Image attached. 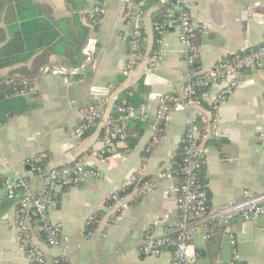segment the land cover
Masks as SVG:
<instances>
[{"label": "crops", "instance_id": "1", "mask_svg": "<svg viewBox=\"0 0 264 264\" xmlns=\"http://www.w3.org/2000/svg\"><path fill=\"white\" fill-rule=\"evenodd\" d=\"M28 1L34 5L28 14L49 20L59 36L35 52L7 50L5 46L12 39L9 29L20 25L15 22L21 20L18 8L24 10ZM75 1L87 2V11L95 0ZM125 1L102 0L104 14L90 26L67 0H0V48L4 46V58L18 57L0 68V85L15 81L33 89L32 94L14 100V105H23L24 110L0 125V187L5 178L25 175L37 192L42 187V174H27L29 162L35 158L41 159L45 172L86 156L88 165L100 173L97 178L54 192L49 216L61 223L68 241L46 248L45 253L49 259L62 256L68 264H171L169 251L145 257L138 246L146 235L171 234L177 219L171 190L177 179H166L165 173L176 164L187 112L173 107L156 143H151V118L159 95L181 91L187 65L174 27L162 33L161 58L154 63L147 60L156 49L152 13L157 9L148 1L134 6L143 10L139 42L146 58L125 71L129 45L122 35L133 29L123 10ZM190 2L201 72L223 66L264 42V0ZM81 25L87 31L78 53ZM76 62L79 65H74ZM222 86L217 83L208 89L204 100L207 109ZM133 95L138 100L135 103ZM123 102L144 107L148 117L119 120L116 124L125 126L126 140L117 142L108 155H91L102 148L101 125L96 124L81 138L75 137L83 113L102 105L106 114L113 115L115 106ZM213 111L215 127L202 125L206 167L201 179L210 204L218 207L238 199L243 189L264 193V149L257 142L258 132L264 130V61L260 67L241 70L237 86ZM133 173L155 182L156 187L139 198L128 190L129 205L112 217L108 193ZM232 228L240 258L246 264H264V215L236 221ZM194 245L192 264H219L231 259L228 241L219 229L207 237L196 236ZM0 264H28L19 246L15 205L7 199L0 203Z\"/></svg>", "mask_w": 264, "mask_h": 264}, {"label": "built area", "instance_id": "2", "mask_svg": "<svg viewBox=\"0 0 264 264\" xmlns=\"http://www.w3.org/2000/svg\"><path fill=\"white\" fill-rule=\"evenodd\" d=\"M101 1L97 0L96 6L88 10L91 19L104 14ZM148 1L150 0H126L124 4L123 10L127 12L129 21L133 24V29L122 35L129 45L125 71L146 58L139 42L143 10L135 9L134 6H143ZM169 2L170 5L163 14L165 20L159 28L162 30L161 33L170 27L176 29L181 45L180 55L187 65V73L179 93H163L157 98L156 109L151 118L153 130L151 143L158 141L161 127L170 110L176 106L185 109L187 123L179 144L180 164L165 173L166 179H177V184L171 189L174 193L177 219L171 234L158 237L146 235L138 246V251L145 257L158 256L164 251H169L171 264H192L195 260L194 238L201 234L207 237L214 230L219 229L226 236L231 249V259L219 264H246L238 254L237 239L232 225L236 221L247 222L264 215V193L258 194L243 189L238 199L229 200L218 207L210 204L205 184L201 179L206 167V159L202 152V125L209 123L215 127L217 120L213 110L237 86L241 70L251 66H262L264 42L231 58L223 66L201 72L197 65V45L193 41L194 24L190 14L192 4L190 0H169ZM161 44L162 35L156 40L153 55L147 59L150 63L161 58L163 54ZM82 52L87 55L86 50ZM217 83H222L223 86L211 101L210 111L205 107L204 100L208 89ZM32 93V88H18L15 89L13 96ZM115 113L119 120L148 117L144 107H135L126 102L116 105ZM96 124L101 125L102 148L93 151L91 155H108L117 142L126 140L127 135L123 129L115 123L113 115L105 113L102 105L92 106L83 113L82 120L75 129V137L81 138ZM257 142L264 149V130L258 132ZM35 160L41 159L35 158ZM87 162V157L81 156L70 164L54 167L45 172L29 162L27 174H42L43 177L42 187L37 192L32 189L29 176L16 174L1 181L0 203L4 199L14 202L19 246L28 264H68L62 256L49 259L45 253L46 248H57L62 241H68V237L62 232L61 223L52 221L49 210L55 201L54 192L59 187H70L87 178L100 176L98 170L89 166ZM155 187V182L140 174H131L108 193L107 202L113 212L112 217L129 205V200L126 198L128 190L133 192L135 198H139L153 191ZM38 233L43 234L42 240L37 238Z\"/></svg>", "mask_w": 264, "mask_h": 264}, {"label": "trees", "instance_id": "3", "mask_svg": "<svg viewBox=\"0 0 264 264\" xmlns=\"http://www.w3.org/2000/svg\"><path fill=\"white\" fill-rule=\"evenodd\" d=\"M95 1L93 5H91V7L96 6L97 0ZM67 2L70 3L69 7L73 11H76L79 17H82L83 19H86L87 22H89L90 26L92 25V23L96 22L100 17V15H98V16L93 17L92 19L90 18L88 10L86 11L87 2L85 1L78 3L75 0H67ZM149 2H152L153 4L157 5V9L152 13L153 34H154L153 44L155 46L156 40L162 35L161 33L162 30L159 28V26L165 20V17L163 16V14H164L165 9L169 7L170 2L166 3V1H162V0H150ZM33 6L34 5L28 1V3L25 4L24 10L18 8L19 16H21L20 17L21 20L20 21L17 20L15 22L16 23L19 22L20 25H15L14 27H11L9 29L12 39L5 46V49L8 50L11 47L13 51H16L19 53L21 50H24V48H26L28 50L30 49L29 50L30 52H35L37 49L52 43L59 36V33L54 29V26L50 23L49 20H47L46 18L38 17L39 14H37V17H35L36 15L34 14H31V15L28 14L30 7L34 9ZM81 28L83 30V34L81 35L79 39L80 42L78 43L79 46L77 48L78 53H80V46L85 40V35L87 31L83 25H81ZM193 41L197 44L195 37H193ZM3 47L0 48V68L6 65H9L10 63L15 62V59L17 60L18 58L17 56H13V55H11L10 57L8 56L7 58H4L2 54ZM74 65H79V62H76ZM18 88L29 89L30 87L26 83H20V82H15V81H11L7 84L0 85V125L3 122H5L6 119L9 116H11L13 113H19L23 111L25 108V106L23 105H19V106L14 105V100H18L19 98L17 97H21V96H13L15 89H18ZM124 97L126 98L127 96H124ZM127 99L129 100V97H127ZM131 100L133 102L138 101V100H135L134 95L131 97ZM208 109L210 111L212 110V108H209V107ZM113 116L115 118V123L118 122L119 121V119L117 118L118 115L114 113ZM120 126L122 129L124 128L123 131L125 132V126H123L122 124H120ZM180 160H181V152L179 148V152L176 158V164L172 168L177 167L180 164ZM30 162L33 163L34 166L38 167L40 170L44 168L43 162H41V160L36 161L35 159H31ZM9 201H12V200H9ZM6 202L7 201H5V203ZM93 223L94 221L91 220L89 223L90 227L94 226ZM37 236L40 240L43 239L42 233H38Z\"/></svg>", "mask_w": 264, "mask_h": 264}, {"label": "water", "instance_id": "4", "mask_svg": "<svg viewBox=\"0 0 264 264\" xmlns=\"http://www.w3.org/2000/svg\"><path fill=\"white\" fill-rule=\"evenodd\" d=\"M85 234H86V232L83 233V235H85Z\"/></svg>", "mask_w": 264, "mask_h": 264}]
</instances>
